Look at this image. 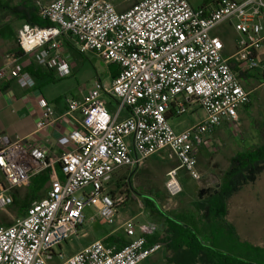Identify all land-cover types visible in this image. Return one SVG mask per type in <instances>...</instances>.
<instances>
[{"label":"built area","instance_id":"2783aa9c","mask_svg":"<svg viewBox=\"0 0 264 264\" xmlns=\"http://www.w3.org/2000/svg\"><path fill=\"white\" fill-rule=\"evenodd\" d=\"M39 16L53 25L24 21L17 43L39 66L57 79L73 72L69 49L93 52L118 72L106 84L98 76L84 95L64 96L66 110L54 118L55 108L44 96L37 127L55 119L73 120L68 138L72 151L56 161L25 138L0 137V211L13 204L12 190L28 186L31 178L51 168L50 187L33 200L25 215L0 225V264H140L155 255L161 243L149 242L159 227L128 218L123 227L129 241L121 247L97 239L65 257L59 248L77 235L92 207L103 223H115L117 208L126 197L114 195V175L126 167L137 170L159 153L175 157L165 183L169 195L183 191L178 172L200 179L198 157L206 141L223 124L235 125L239 108L250 101L242 72L264 71V0H216L193 6L189 0H140L119 11L111 0H49L39 3ZM230 22L239 35L235 52L223 55L225 44L212 31ZM14 78L33 87L24 66L6 57L0 79ZM110 104H116L111 111ZM201 107L205 118L177 132L170 118ZM60 165L57 170L55 165ZM127 180V179H126ZM81 192V193H79Z\"/></svg>","mask_w":264,"mask_h":264},{"label":"rangeland","instance_id":"374dc122","mask_svg":"<svg viewBox=\"0 0 264 264\" xmlns=\"http://www.w3.org/2000/svg\"><path fill=\"white\" fill-rule=\"evenodd\" d=\"M111 1L119 3L124 0ZM128 1H132L133 4L136 3V0ZM215 1L189 0L195 7L213 5ZM19 20L21 19L11 11L0 8V28L6 24H11L15 29ZM212 34L223 40L225 44L223 55L225 57L231 56L235 52L238 33L233 27L228 25L219 26L213 30ZM16 45L17 42L14 38L5 37L0 33V57L5 60L8 56L12 58L9 51ZM68 51L73 60V72L67 77L44 83L41 89L46 97H63L66 95L80 97L81 93H86L93 87L94 80L98 76L106 84L111 82L113 66L105 63L95 53H80L75 49H69ZM3 64L0 63V65ZM263 82V77L258 78L256 76L242 81L246 89L250 91V103L239 108L235 125L223 124L213 133V137L206 141L208 150L203 151L198 157L200 179L192 178L184 169L179 170L178 178L183 191L176 196L169 195L165 186L166 173L171 167H174L175 163L179 164V162L175 157H169L167 152L151 156L145 165L137 170H129L126 167L121 168L114 175L111 188L114 195L121 194L126 197V201L117 208L115 223L112 225L103 223L101 219L97 218L94 208L87 209L86 221L83 225L84 231H81L85 232V235L80 233L79 236H73L64 243L65 257L82 249L98 233L112 230L128 218H135L137 222H153L158 227H163V217L154 207L152 208L149 205L150 203L146 201L147 197L154 199L161 210L167 214L195 210L194 203L201 199L199 198L200 189L208 188V192L204 194L203 198L217 189L232 156L254 146L255 134L261 125H264ZM105 100L109 109L113 111L116 104H110L111 101L107 96ZM204 118V110L199 106H194L188 112L171 117L169 121L174 130L180 132L197 125ZM246 174L245 177H241L240 187L231 195L229 208L227 206L225 220L230 224L228 230L219 228V232H226L227 242L235 244V248L255 252L261 249L264 252V165L260 162L251 171H247ZM0 180L5 181L1 172ZM13 191L23 197L28 192V186L15 188ZM45 193L41 192L40 196L43 197ZM199 208H201V211L198 212L197 217L204 218L200 221L208 224L210 219L208 218V211H202L203 207L201 205ZM18 216L19 213L12 204L6 210L0 211V224L13 222ZM213 226L217 230L214 224ZM160 254L154 258L160 256ZM62 261L58 258H50L47 263L59 264ZM150 262V259H147L140 264H150Z\"/></svg>","mask_w":264,"mask_h":264},{"label":"trees","instance_id":"16d2710c","mask_svg":"<svg viewBox=\"0 0 264 264\" xmlns=\"http://www.w3.org/2000/svg\"><path fill=\"white\" fill-rule=\"evenodd\" d=\"M38 7L36 0H19L16 3L13 0H0V8L11 11L23 21L44 27L53 25L49 19L39 16ZM4 27L6 29L0 33L16 40V35L10 29L9 24ZM10 54L17 57L24 52L17 45ZM231 64L239 72L240 78L247 79L251 76L249 72L240 71L235 62ZM110 65L113 66L112 75L115 76L118 72V66L116 64ZM24 70H26L25 67ZM31 72L35 76H39L40 68L33 69ZM262 77L264 78V71ZM7 81L11 82V80ZM249 103L250 101L245 105ZM257 131L253 142L254 146L232 156L227 170L222 175L219 187L203 199L197 200V204L194 203L197 213L201 211L200 205L203 207L202 211H208V218H210L208 223H212V226L214 224L217 230L214 229V226H209L210 232H203L200 220H204V218H198L193 212L167 214L161 210L154 199L146 198V201L150 203L149 205L154 207L168 224L165 230L166 235L155 234L149 238V242L151 244L161 243L168 248L171 252L169 259L173 264H263L264 252L261 249L255 252L235 248V244L227 242L226 232H219V228L228 230V225H230L225 220L228 198L240 187L241 179L247 175V171H251L258 163L264 162V125L262 124ZM178 165L175 163L173 166L177 167ZM59 167L58 164V169ZM50 172L51 168H47L34 175L30 180L25 196L19 197L15 191L13 206L17 209L19 216L25 215L33 200L42 197L40 193L46 191L48 183L50 187ZM12 223L9 222L7 225Z\"/></svg>","mask_w":264,"mask_h":264},{"label":"crops","instance_id":"0c3cea01","mask_svg":"<svg viewBox=\"0 0 264 264\" xmlns=\"http://www.w3.org/2000/svg\"><path fill=\"white\" fill-rule=\"evenodd\" d=\"M13 1L16 3L19 0H13ZM48 1L49 0H36V3L37 4L38 2L45 3ZM138 1L140 0H136V2ZM114 4L116 5L119 11H125L128 8H130V6L133 3L132 1L124 0L122 2L114 3ZM23 22H24L23 20H19L17 22V27L15 29L11 24H9L10 29L16 35V42H17V30ZM263 24H264V12H263ZM223 25H228L233 27L230 22H224L220 26ZM5 29L6 28L3 26L0 28V31L2 30L4 31ZM237 36H238L237 37V42H238L239 35ZM237 42L235 44V50H236ZM17 45L13 46L9 51V53L12 52V49L16 48ZM260 57L264 58V49L260 51ZM12 59L16 62H19L26 68V71L29 72L34 78L35 85L33 87L22 86L16 79L13 80L12 78L0 79V137L6 136L11 141L17 138H25L28 144H38L42 146L47 151L49 160L56 161L58 156L63 151H72L74 149L73 143L68 138V133L73 128V126H75V123L73 122L72 119L61 120L60 118H58L47 124L45 127L38 128L37 121L39 120L42 111L39 105L40 96H44L51 104L54 105L55 108L54 118L60 117L66 110V103L64 101V96L46 97L41 89V86L44 83L56 80L57 78L54 76L52 70L46 67L39 66L33 56L22 54V55H18L17 57L12 56ZM5 61L6 60L4 58L0 57L1 64L5 63ZM37 68H40L39 76H35L31 72L33 69H37ZM249 73L251 74L250 77L256 76L259 78L262 77L263 71L258 70ZM7 80H11V82L9 83ZM244 80L246 79H242V81ZM84 94L85 93H81L79 96H82ZM212 137L213 135L211 136V138ZM0 147H1V142H0ZM207 150H208L207 146H205L203 151L206 152ZM262 165H264V162H262ZM55 167L58 170V163H56ZM48 188H49V183H48ZM47 189L45 192H47ZM15 193L16 192L12 190V195H14ZM19 197L21 196L19 195ZM230 199L231 196L228 198V204L230 202ZM89 208L90 207L86 208V210ZM196 211H197L196 209L195 210L191 209V211L188 212H193V214L195 213V215L198 216L199 213H197ZM124 221L120 222L119 225L112 230L109 231L106 230L104 232L98 233L97 236L91 241L87 242L85 246H87L88 244H90L91 242L97 239L104 240V242L107 245H116L118 247L123 246L129 241V238L126 235V232L123 227ZM162 224L163 227L160 226L158 232L156 233L160 236L166 235L165 230L168 227V224L164 218ZM0 225H7V224H0ZM209 226H212L211 223L206 224L204 222H201V228L203 229V232H210ZM81 231H84L83 226L80 227L78 234L74 236H79L80 233H82V235H85L84 234L85 232H81ZM152 236H149V238ZM59 249L65 253L64 243L61 245ZM159 253H161L160 256L154 258ZM170 257H171V252L168 250V248L162 245V248L155 255L149 258L151 261L150 264H173L169 259Z\"/></svg>","mask_w":264,"mask_h":264},{"label":"water","instance_id":"95a60500","mask_svg":"<svg viewBox=\"0 0 264 264\" xmlns=\"http://www.w3.org/2000/svg\"><path fill=\"white\" fill-rule=\"evenodd\" d=\"M208 192V188H202L199 191V198H203L204 194Z\"/></svg>","mask_w":264,"mask_h":264}]
</instances>
